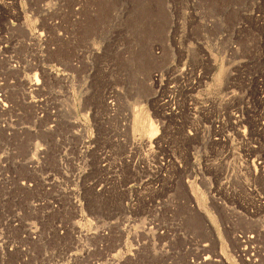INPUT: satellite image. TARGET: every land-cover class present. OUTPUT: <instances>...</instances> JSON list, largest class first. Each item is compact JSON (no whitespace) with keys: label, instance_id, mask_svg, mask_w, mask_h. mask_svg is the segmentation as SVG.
<instances>
[{"label":"rangeland","instance_id":"1","mask_svg":"<svg viewBox=\"0 0 264 264\" xmlns=\"http://www.w3.org/2000/svg\"><path fill=\"white\" fill-rule=\"evenodd\" d=\"M208 262L264 264V0H0V264Z\"/></svg>","mask_w":264,"mask_h":264},{"label":"bare ground","instance_id":"2","mask_svg":"<svg viewBox=\"0 0 264 264\" xmlns=\"http://www.w3.org/2000/svg\"><path fill=\"white\" fill-rule=\"evenodd\" d=\"M5 6V5H4ZM8 12V11H7ZM17 19V18H16ZM33 81V80H32ZM23 83H25V82H23ZM20 85V84H19ZM26 85V84H25ZM28 85V88H27V91L28 90H30L32 87H34V86H36L37 87V85H38V80L37 79H35V81H34V83H29V84H27ZM24 87V86H23ZM27 87V86H26ZM32 90V89H31ZM169 97V96H168ZM170 101V100H169ZM169 103V102H168ZM136 110V109H135ZM140 113V112H139ZM137 114V113H136ZM135 114V115H136ZM137 116V115H136ZM234 116V115H233ZM234 118V117H233ZM242 119V118H241ZM234 121V120H233ZM235 123L236 124H238V123H240V120H239V117H235ZM144 125V127L146 126H148V129H147V131H146V134H147V138H148V143L151 145V144H153V142H154V139H155V137L157 136H155V134H156V126H154L153 124H152V122H149V124L148 123H144L143 124ZM143 127V128H144ZM234 127V126H233ZM238 128V127H237ZM209 260V259H208ZM211 260V259H210ZM212 261V260H211ZM250 261V260H249ZM209 264H210V262H208Z\"/></svg>","mask_w":264,"mask_h":264}]
</instances>
